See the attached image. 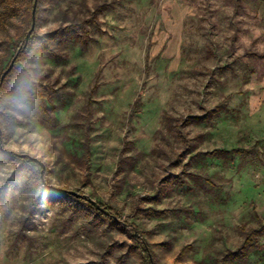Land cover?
Returning <instances> with one entry per match:
<instances>
[{"label":"rangeland","instance_id":"obj_1","mask_svg":"<svg viewBox=\"0 0 264 264\" xmlns=\"http://www.w3.org/2000/svg\"><path fill=\"white\" fill-rule=\"evenodd\" d=\"M84 18L86 32L26 58L55 89L46 95L54 125L7 93L0 111L17 121L3 120V149L45 161L47 185L119 208L155 264H264V230L246 258L224 259L243 241L240 226L264 222V0H42L38 32ZM12 54L0 45V66ZM87 132L84 170L76 158ZM178 132L189 149L176 163ZM17 163L0 160V264H141L121 246L126 233L71 196L40 194L37 165L25 162L9 184ZM137 202L160 213L133 212Z\"/></svg>","mask_w":264,"mask_h":264},{"label":"trees","instance_id":"obj_2","mask_svg":"<svg viewBox=\"0 0 264 264\" xmlns=\"http://www.w3.org/2000/svg\"><path fill=\"white\" fill-rule=\"evenodd\" d=\"M42 0H36V12H35V26L31 32V35L27 42H25L24 38L27 31L31 25V11L34 0H0V27L6 30V24L9 20H13L12 25L15 29L13 35L6 34L5 40L0 42V45H6L8 48V43L12 44L13 54L6 59V63L3 66H0V76L2 72L7 68L11 59L15 56V61L11 70L6 74L1 86H0V100L1 97L7 93H12L16 96L25 97L28 100L36 103L40 110L42 111L43 117L47 120L50 126L54 125V115L50 112V108L48 107L46 95H51L55 89L49 85L43 83L37 76L35 75V70L33 66H31L27 61V55L29 53V49L35 48L39 46L43 49V51L47 52L48 54H53L55 51L53 50L52 43H58L61 45H66L69 43L73 37L78 34L80 31H87V24L92 21V18H84L80 19L76 22L66 24L64 26H59L54 30L40 34L38 32L39 28V12H40V2ZM139 101V96L134 100L132 104V108L136 107ZM167 119H171L172 116L167 115ZM11 120L17 121L16 118L12 115H9L7 118L0 111V129H1V138H2V145L5 138V126L3 120ZM178 121V128H181L182 123L184 120L182 118H177ZM181 131V130H180ZM183 147V152H181L175 162L178 163L179 157L184 154L189 149V142L185 135L181 132L177 133ZM232 152L235 153H243L244 150L241 148L233 149ZM8 155L14 157V159L18 162L17 165L14 167L11 177L8 179V183L15 185L16 177L24 171L26 168L25 162L31 163L33 165L38 166V171L36 174L31 176V181L35 189H39V193L48 194L50 191L56 195L60 196H71L73 197L78 203L85 205L89 210L94 213L93 220L97 224H101L108 229H115L118 228L122 232L126 233L130 241L125 242L123 245L125 251L127 253L135 255L141 262V264H155V256L149 246V243L144 238L143 233L141 230L138 229L137 225L132 222L128 221L124 218L123 212L107 203L100 200H96V202L102 206L104 209L108 210V214L98 210L95 206L90 204L86 199L73 196L68 194L67 192L58 191L55 189H50L42 182V178L40 175V170L42 165L46 169V162L42 161L40 158H37L35 155H31L25 152H14V151H5V149L0 148V160ZM91 150L89 146V135L88 132L85 134L84 141L82 143V153L76 158L79 162V165L84 170L88 169V162L90 159ZM121 166H118V170H121ZM44 180L47 183V176L46 172L44 173ZM117 187V186H116ZM62 188L66 189H73L79 192L82 195L88 196L83 190L77 187L69 188L67 186H62ZM151 201L153 197L151 196H143L138 197V201ZM77 210L76 206L74 205L73 211ZM137 210H147L152 211L153 213H160L157 210L152 208H142L139 206L137 202L133 208V212ZM264 230V222H260L255 227H245L240 226V231L243 235V241L241 245L233 251L226 252L227 260H237V259H244L246 258L251 245L255 242V237L258 235L260 231ZM136 234V235H134ZM120 247V245H116ZM113 247L112 245H106L105 253H110V249ZM149 256L152 257V261H149Z\"/></svg>","mask_w":264,"mask_h":264},{"label":"water","instance_id":"obj_3","mask_svg":"<svg viewBox=\"0 0 264 264\" xmlns=\"http://www.w3.org/2000/svg\"><path fill=\"white\" fill-rule=\"evenodd\" d=\"M35 12H36V0H34V3H33V6H32V11H31V25H30V28L29 30L27 31L26 35H25V42L28 41L30 35H31V32L32 30L34 29V26H35ZM15 56L11 59L9 65L7 66V68L2 72L1 76H0V86L6 76V74L11 70V68L13 67V64H14V61H15ZM0 148L3 149L2 147V138H1V129H0ZM4 150V149H3ZM5 151H9V150H5ZM43 173H44V166L42 165V168H41V171H40V175H41V178H42V182L45 184V186L49 187V188H52V189H55V190H58V191H62V192H67L68 194H71L73 196H79V197H82L84 199H86V201H88L90 204H92L93 206H95L98 210L104 212L105 214H108V210L104 209L102 206H100L96 200L92 199L91 197L89 196H86V195H82L80 194L79 192L73 190V189H66V188H62V187H53V186H49L46 184L44 178H43ZM136 235V234H134ZM151 256H149V261H151Z\"/></svg>","mask_w":264,"mask_h":264}]
</instances>
